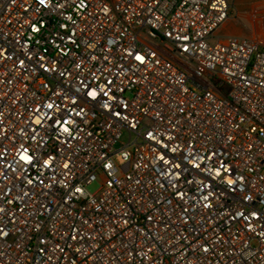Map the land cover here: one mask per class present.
<instances>
[{"label": "built area", "instance_id": "2783aa9c", "mask_svg": "<svg viewBox=\"0 0 264 264\" xmlns=\"http://www.w3.org/2000/svg\"><path fill=\"white\" fill-rule=\"evenodd\" d=\"M231 11L0 0V264H264V41Z\"/></svg>", "mask_w": 264, "mask_h": 264}, {"label": "rangeland", "instance_id": "374dc122", "mask_svg": "<svg viewBox=\"0 0 264 264\" xmlns=\"http://www.w3.org/2000/svg\"><path fill=\"white\" fill-rule=\"evenodd\" d=\"M232 4L230 14L231 23L226 29H221L219 38H226L231 35L251 38L261 37L264 41V0H229ZM100 184L98 182L90 185L88 191L95 193Z\"/></svg>", "mask_w": 264, "mask_h": 264}, {"label": "crops", "instance_id": "0c3cea01", "mask_svg": "<svg viewBox=\"0 0 264 264\" xmlns=\"http://www.w3.org/2000/svg\"><path fill=\"white\" fill-rule=\"evenodd\" d=\"M231 20H232L231 17H229L228 21L224 24V26L221 27V29H226V28H228V27L230 26ZM221 29H220V30H221ZM220 30H219V32H220ZM219 32H218V33H219ZM231 36H235V35H231ZM239 37H240V36H239ZM254 37H255V34H254L253 37H251V38H254ZM243 38H245V37H243ZM246 38H247V37H246Z\"/></svg>", "mask_w": 264, "mask_h": 264}]
</instances>
